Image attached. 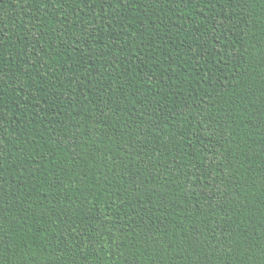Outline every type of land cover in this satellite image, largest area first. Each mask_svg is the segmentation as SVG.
I'll return each mask as SVG.
<instances>
[{
    "label": "trees",
    "instance_id": "16d2710c",
    "mask_svg": "<svg viewBox=\"0 0 264 264\" xmlns=\"http://www.w3.org/2000/svg\"><path fill=\"white\" fill-rule=\"evenodd\" d=\"M0 264H264V0H0Z\"/></svg>",
    "mask_w": 264,
    "mask_h": 264
}]
</instances>
